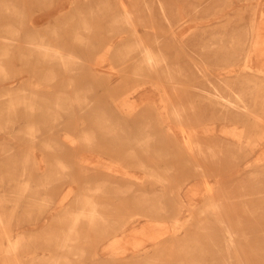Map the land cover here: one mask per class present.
Masks as SVG:
<instances>
[{
    "label": "rangeland",
    "instance_id": "374dc122",
    "mask_svg": "<svg viewBox=\"0 0 264 264\" xmlns=\"http://www.w3.org/2000/svg\"><path fill=\"white\" fill-rule=\"evenodd\" d=\"M263 8L264 0H0V264H142L132 259L141 236L113 222L129 216L142 237L158 238L155 264H260L264 55L251 67L245 55L252 13ZM44 45L75 66L51 61ZM169 127L184 132L180 142L161 139ZM165 148L200 167L168 168ZM251 162L231 183L230 169ZM86 191L107 205L106 225L89 229L71 213ZM144 210L151 216L135 215Z\"/></svg>",
    "mask_w": 264,
    "mask_h": 264
},
{
    "label": "bare ground",
    "instance_id": "6f19581e",
    "mask_svg": "<svg viewBox=\"0 0 264 264\" xmlns=\"http://www.w3.org/2000/svg\"><path fill=\"white\" fill-rule=\"evenodd\" d=\"M232 4V3H231ZM264 9V8H263ZM259 11V10H258ZM257 14H260V13H257V12H253L252 13V17L254 18V29H255V31H252L251 32V37H250V39H251V42H250V45H249V48H248V50H246V59H247V61H246V65H248L249 64V66L250 65H252L253 66V61L255 60V57L259 54V55H261L260 57L261 58H263L262 57V55H264V52L262 51V49H261V47L263 46L264 47V42L262 41V35H261V32H262V29L263 28H261V24H260V19H262L263 17H259ZM262 14H264V13H262ZM262 14H260V15H262ZM257 15V16H256ZM163 16V15H162ZM43 20H45V19H39V20H37V22H34V24L35 23H37V25H40V24H42V22H43ZM259 20V21H258ZM262 22H264V20L262 21ZM256 41V42H255ZM262 41V42H261ZM42 49H44V50H48L51 54H48L47 55V57L51 60V61H54V62H56V63H58L60 66H63V67H65V66H70L69 64V62L70 61H72L73 63H74V66H75V61H73L74 59L73 58H71V57H68V58H66V57H64V56H62V55H60V53H58L55 49H50L47 45H44V47L42 48ZM139 54H141L142 55V60L143 61H145V62H150V56H149V51L146 49V47H143V50H142V52L141 53H139ZM258 57V56H257ZM46 58V57H45ZM140 59V58H139ZM138 59H136V61H137ZM263 62H264V58H263V60H262ZM261 60H260V62H262ZM260 62H258L259 64H260ZM144 63V62H143ZM245 63V62H244ZM260 65H263L264 66V64H260ZM74 66H72V67H74ZM136 66V65H135ZM133 67V69L135 70L136 69V67ZM251 67V66H250ZM253 69H255V67L253 68ZM96 70V69H95ZM255 70H257V69H255ZM258 70H259V68H258ZM173 81H174V79L169 75V77H168V79L166 80V83L167 84H169V85H173V87H169V89L170 90H172V91H174V89H176L177 87H174V86H179L180 84L178 83V82H175V83H173ZM178 89V88H177ZM140 95V94H139ZM142 95H143V93H142ZM147 96V95H146ZM149 99H151V98H149ZM216 99V98H215ZM223 102V101H222ZM231 109H233V108H231ZM240 113V112H239ZM241 114V113H240ZM174 117L176 118L177 117V114L176 113H174ZM158 125H160V127L162 128H166L167 126H168V123H166V121H162V122H160V123H158ZM168 128V127H167ZM180 136V137H179ZM181 136H184V132H182V131H179V132H177V131H174V129H171V127H169V130L168 131H164V133L162 134V137H161V139H163V140H166V138H167V141H173V142H176V143H178V142H180L179 140L180 139H182L181 138ZM155 147H158V146H155ZM259 147H260V144H258V148L256 149V150H254V151H252L251 152V154H254L255 156H258V153L259 152H257L258 150H259ZM157 150H160V148H156ZM174 149H176V148H174ZM188 150L190 149V150H194V149H192V148H187ZM165 150H166V154H165V156H169V158H171L172 160H169V162H167V164H166V166L168 167V168H170V169H173V170H178V169H180L181 167H183V168H185V170H188L189 168H192V166H194L195 168H199L200 167V165H199V162L198 161H196L195 159H194V157L195 156H193V155H189L191 158H192V161H191V163H188V162H186V164H184V163H182L183 161L178 157L179 156V152H180V150H178V148H177V150H178V152L177 151H174V150H172V149H169V148H165ZM150 151V150H149ZM170 151H172V152H174L175 154H170ZM152 152V151H151ZM190 152V151H189ZM190 154H191V152H190ZM199 157H200V155H198ZM7 156H5V158H6ZM174 157H176V158H174ZM178 158V159H177ZM201 158V157H200ZM175 159V160H174ZM252 164V162L251 163H248V165L247 166H245L244 168H242L241 166H234V167H232L230 170H232L233 171V173L231 174V175H235V178H233V179H231V178H229V179H231L230 180V182L232 183V182H234V181H239V179L241 180V181H243L244 179H245V177L244 178H242L241 179V177L246 173V171H249V170H254L255 168H252L251 165ZM84 167H86V166H84ZM246 169V170H245ZM122 171V170H121ZM113 175V174H112ZM121 176H122V174H120ZM118 176V175H117ZM230 176V175H229ZM229 176H227L226 178H228ZM233 177V176H232ZM128 179V178H127ZM223 179V178H222ZM114 183L116 182V181H113ZM158 182V181H157ZM222 182H221V180L219 179V180H216L215 181V185L218 187L219 186V184H221ZM263 183H264V181H263ZM222 185V184H221ZM197 186H198V184L197 183H195V184H192V185H190L189 187H188V189L190 188V190L192 189L193 190V188H197ZM219 188V187H218ZM209 189L211 190V188L209 187ZM187 190V189H186ZM97 191H99V189H97ZM96 191H94V192H90V191H86V193H87V195L84 193V195H85V197H84V204L78 209V210H76V211H74V212H71L72 214H73V216L74 217H76L77 219H84L83 220V222H85L86 220L87 221H89V222H87L86 224H87V226L89 227V229H95V227H97L98 226V224L100 223V225L102 224V225H106V222L108 223L109 221H108V219H107V215H106V213L107 212H105L104 210H103V207H106L107 205L106 204H101V203H98L97 201H95V195H90L89 193H95ZM153 194H155L156 195V192H152ZM182 193V192H181ZM209 194H211L210 192H209ZM190 196H192L191 194H189V193H187V191H185L184 192V194H183V198L182 199H184V201H185V199L186 198H188V197H190ZM203 197V196H202ZM210 197V196H209ZM212 197V196H211ZM210 197V198H211ZM258 199H259V204H261L262 205V208H263V218H261V216L259 215V222H261V221H264V189H262V191H260L259 190V197H258ZM94 202H96L97 203V207L94 205L93 206V204H94ZM93 203V204H92ZM102 208V209H101ZM225 211V210H224ZM102 213V214H101ZM105 213V214H104ZM151 213H152V211L151 210H144V211H140V212H137V213H135V215H137L138 216V218H144V217H150L151 216ZM105 216V218H103L102 216ZM75 218V219H76ZM88 218V219H87ZM114 222V224L115 223H117V232H120L121 233V235L122 234H124L125 235V237L126 236H132V237H134L135 239L138 237V236H141V241L139 242V243H137V242H134V243H137L135 246H134V249L136 250L135 252H134V254H135V256H133V260L134 261H137V262H139V263H142V264H148V263H156L157 261H159V257L157 256H155V255H157L158 253H159V251H157V250H159L160 249V245H159V243H157L158 241H156L157 239H155L154 241L152 240H150L148 237L146 238L144 235H143V237H142V234H143V229H144V226H139L140 225V222H139V219H134L133 217H131V216H129L126 220H124V221H122V222H120V223H118V222H115V221H113ZM180 222V221H179ZM144 223V222H143ZM223 228L225 229V230H227V227L226 226H223ZM163 230V229H162ZM153 232V231H152ZM166 233H167V231H166ZM154 234V233H153ZM161 234V233H160ZM260 237H259V245H258V249H259V257H260V260H259V262H260V264H264V230H262V231H260ZM73 235V234H72ZM120 235V236H121ZM149 235H150V233H149ZM151 236V235H150ZM187 236V234H185L184 236H183V238L182 239H184L185 237ZM163 237V236H162ZM161 237V238H162ZM122 238V237H121ZM154 238H155V236H154ZM160 238V239H161ZM175 238L176 239H178V236L177 235H173V239L175 240ZM227 239H228V242H233L232 241V236L229 234L227 237H226ZM121 241V240H120ZM119 241V242H120ZM216 242H218L217 240H215ZM123 242V241H122ZM145 242H149V243H151L152 245L151 246H154L153 248H152V250H147V249H144V248H146V245H145ZM118 243V242H117ZM116 243V244H117ZM64 245H62V247H63ZM114 246V245H113ZM117 248H118V246H117ZM115 249V248H114ZM142 249H144V250H142ZM120 250V249H119ZM142 251L141 253H139V251ZM130 251V250H129ZM130 252H132V251H130ZM84 254H85V251H84ZM131 254V253H130ZM153 254V255H152ZM127 256V255H126ZM129 256V255H128ZM151 257H153L152 259H150ZM102 259V258H101ZM54 264L56 263L55 261L53 262ZM138 264V263H137Z\"/></svg>",
    "mask_w": 264,
    "mask_h": 264
}]
</instances>
